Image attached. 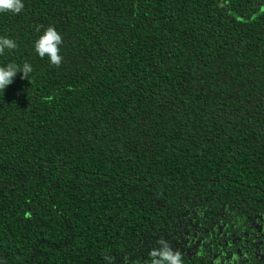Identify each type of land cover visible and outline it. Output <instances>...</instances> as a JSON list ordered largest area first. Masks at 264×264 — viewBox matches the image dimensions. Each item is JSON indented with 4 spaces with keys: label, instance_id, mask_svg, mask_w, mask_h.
I'll return each instance as SVG.
<instances>
[{
    "label": "trees",
    "instance_id": "trees-1",
    "mask_svg": "<svg viewBox=\"0 0 264 264\" xmlns=\"http://www.w3.org/2000/svg\"><path fill=\"white\" fill-rule=\"evenodd\" d=\"M22 2L0 13V66L33 68L0 92V264H150L161 239L260 264L264 0Z\"/></svg>",
    "mask_w": 264,
    "mask_h": 264
},
{
    "label": "clouds",
    "instance_id": "clouds-1",
    "mask_svg": "<svg viewBox=\"0 0 264 264\" xmlns=\"http://www.w3.org/2000/svg\"><path fill=\"white\" fill-rule=\"evenodd\" d=\"M22 0H0V13H20L23 9ZM61 44L60 34L53 27H47L44 32L33 42L34 50L37 56L43 58L47 56L49 63L59 65L61 56L59 54V45ZM17 47L16 42L6 36H0V54L4 51L14 50ZM33 72V68L28 62L22 64L7 63L0 66V92L10 84H12L17 74H20L22 80ZM160 247L150 251V264H182L181 253L173 251L169 244L164 241H159Z\"/></svg>",
    "mask_w": 264,
    "mask_h": 264
},
{
    "label": "flooded vegetation",
    "instance_id": "flooded-vegetation-1",
    "mask_svg": "<svg viewBox=\"0 0 264 264\" xmlns=\"http://www.w3.org/2000/svg\"><path fill=\"white\" fill-rule=\"evenodd\" d=\"M221 247L223 250V255L225 257L231 256L232 258H235L236 254L240 253V251L237 250L236 248L233 249V246L230 244V242L226 241V240L223 242V245ZM259 252L260 253H258L257 256L260 255V258L257 260L259 261L260 264H264V263H261V261H263V259H264V251L260 250ZM246 262H248V260Z\"/></svg>",
    "mask_w": 264,
    "mask_h": 264
}]
</instances>
